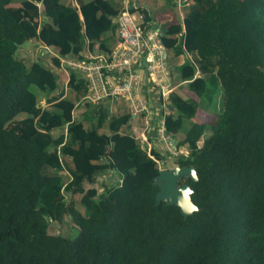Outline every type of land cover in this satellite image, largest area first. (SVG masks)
Returning a JSON list of instances; mask_svg holds the SVG:
<instances>
[{
    "label": "trees",
    "instance_id": "trees-1",
    "mask_svg": "<svg viewBox=\"0 0 264 264\" xmlns=\"http://www.w3.org/2000/svg\"><path fill=\"white\" fill-rule=\"evenodd\" d=\"M184 1L183 22L163 27L162 13L130 11L159 29L179 81L168 113L157 111L160 89L153 109L174 149L188 147L174 165L198 177L179 182L198 207L186 220L156 204L159 163L171 154L138 141L131 111L87 100L78 72L60 89L50 65L19 57L32 40L55 48V68L109 55L125 7L0 0V264H264V0ZM201 114L210 118L199 126ZM111 173L118 180L100 192L97 179ZM64 218L67 235L54 232Z\"/></svg>",
    "mask_w": 264,
    "mask_h": 264
},
{
    "label": "built area",
    "instance_id": "built-area-1",
    "mask_svg": "<svg viewBox=\"0 0 264 264\" xmlns=\"http://www.w3.org/2000/svg\"><path fill=\"white\" fill-rule=\"evenodd\" d=\"M131 8L137 9V5L127 0L124 11L116 19L117 43L111 54L97 56L91 62L61 59L60 67L68 75L71 71L82 75L88 83L89 94L85 98L90 102L109 105L112 110L114 103L125 101L134 116L144 113L149 116L150 111H155L151 109L146 90L148 84H154L162 97V106L157 111L166 114L168 96H165L175 90L170 77L163 78L170 72L168 53L159 29L149 28L143 16L138 11H130ZM147 125L150 130L155 128L154 137L172 141L164 134L162 118L156 120L154 116Z\"/></svg>",
    "mask_w": 264,
    "mask_h": 264
},
{
    "label": "rangeland",
    "instance_id": "rangeland-1",
    "mask_svg": "<svg viewBox=\"0 0 264 264\" xmlns=\"http://www.w3.org/2000/svg\"><path fill=\"white\" fill-rule=\"evenodd\" d=\"M129 1H131V0H129ZM62 2L66 5H69V4L71 5L72 3H73V5H76L75 0H62ZM115 2L118 5H120L121 8H124L126 6V3H124L125 0H115ZM133 2L136 3L137 7H139V6L145 7L146 9H148L149 13H151V14L154 13L153 14L154 16L157 15L156 12H159V14L162 13L161 18H163V21H164V22L160 23V25L162 27L166 23L172 24L178 20L182 23L183 22L182 19L185 18V15L187 12V7H188L187 6L188 2L184 1V0H175L173 8H171L170 6H167L168 4L166 3V0H139L138 2L136 0H133ZM52 52H55L54 47L48 46L45 43L40 42L39 40L38 41L32 40V41L26 42L23 45L22 49L20 50L19 57H21L26 63H30L36 59H40L44 64L50 65L52 67V70L56 74L60 75L63 71H61L59 68H55L51 65L52 64V57H53ZM55 54H56L55 56H57V52ZM189 56L192 59H195L194 54L189 55ZM183 61H184L183 56L181 58H178V59L173 58L171 67L173 66L172 68H175V67H177V65H179ZM168 76L170 77V80H171L170 72H167L166 74H164L163 78H169ZM177 83H179V81H177ZM177 83H173V86L175 89L177 88V86H175V84H177ZM170 84H171V81H170ZM60 89H63V84L61 82H60ZM170 92L171 91L167 92L165 98H167V96H169L168 94ZM218 102H219V100H218ZM122 105H124V104L122 103ZM83 109H84V107L81 106L79 108L80 111L78 113L82 112ZM113 113H115V112H113ZM156 113L157 112H155V111L154 112L150 111L149 116H147L145 119H140L141 123L139 124V126H134L133 132L136 135V137L138 138V141L145 144L148 147V149L158 150L161 154H164L165 156H166V154H171V158H167L165 161H160V163H159L160 169H170L173 166H175L174 165L175 157L187 156L189 154L188 147H182L178 151L177 149H174L175 142H177V141L174 142L173 139H172V141H164V140H161L159 137H154L153 130L155 128L154 127H153V129L151 128V130H152L151 131L150 127H148V125H147V122L149 124V122L153 120V117L156 115ZM115 114H118V113H115ZM74 116L76 117L77 114H74ZM209 118H210V115L201 114V116H199V122L197 124L199 126H201L202 124L206 123L209 120ZM134 119H135L134 122L139 121V117H135ZM182 137H183V135H181V138ZM64 176H65V181H67L68 180L67 176L66 175H64ZM117 180H118L117 175L115 173H111L108 176L98 178L95 186L98 188V190L100 192H103V190H105L106 188H109ZM84 187H85V189H88L91 187V185H89L88 183H85ZM81 197L82 196H80V195L76 196L75 200L77 203H79L81 201ZM70 224H71V222L69 221V219L64 218L63 223L58 224L55 227L54 232H58V233H62L64 235H67L70 232ZM76 235H77V230L73 231V233L70 234V237L73 238Z\"/></svg>",
    "mask_w": 264,
    "mask_h": 264
},
{
    "label": "water",
    "instance_id": "water-1",
    "mask_svg": "<svg viewBox=\"0 0 264 264\" xmlns=\"http://www.w3.org/2000/svg\"><path fill=\"white\" fill-rule=\"evenodd\" d=\"M191 177L194 181L198 180L196 171L193 167L173 166L170 169H161L155 182L159 188L156 195V204L165 201L168 205L180 208L186 220L188 216L198 211V207L192 202V189L190 185L179 184L183 179Z\"/></svg>",
    "mask_w": 264,
    "mask_h": 264
},
{
    "label": "crops",
    "instance_id": "crops-1",
    "mask_svg": "<svg viewBox=\"0 0 264 264\" xmlns=\"http://www.w3.org/2000/svg\"><path fill=\"white\" fill-rule=\"evenodd\" d=\"M131 2L134 3L133 0H131ZM125 3L127 4V0H125ZM134 4L136 5V3H134ZM71 5H73V3ZM55 53L56 52H52V55L55 56L56 55ZM87 55L90 56L91 58H94V57H97L98 56V55L97 56H93L92 54H89V52L87 53ZM59 69L61 71H63L61 68H59ZM57 75L61 78V81L60 82L62 84H66V82L69 80V75L67 73H65L64 71L60 75L59 74H57ZM146 90H147V95H148V99H149L150 105L152 107L151 109H153L154 107H157L158 96H159V88L157 86H155L154 84H152V85L151 84H148V88H146ZM122 103L125 106L122 105ZM128 109H129L128 104L125 101H120V102L114 103L112 112L121 113L122 114V113L126 112ZM129 111H130V109H129ZM135 117L136 116L133 115V118L131 120V123H132V126H133L132 127V130L134 129V126H139V124L141 123L140 118H139V121L138 122H134V120H135L134 118ZM156 120H158L157 117H156Z\"/></svg>",
    "mask_w": 264,
    "mask_h": 264
},
{
    "label": "bare ground",
    "instance_id": "bare-ground-1",
    "mask_svg": "<svg viewBox=\"0 0 264 264\" xmlns=\"http://www.w3.org/2000/svg\"><path fill=\"white\" fill-rule=\"evenodd\" d=\"M136 117H138V116H136Z\"/></svg>",
    "mask_w": 264,
    "mask_h": 264
}]
</instances>
